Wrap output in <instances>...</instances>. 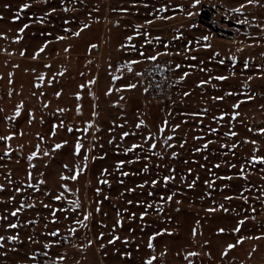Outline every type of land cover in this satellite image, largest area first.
<instances>
[{
  "label": "rangeland",
  "instance_id": "1",
  "mask_svg": "<svg viewBox=\"0 0 264 264\" xmlns=\"http://www.w3.org/2000/svg\"><path fill=\"white\" fill-rule=\"evenodd\" d=\"M192 3L0 0V264H264V0Z\"/></svg>",
  "mask_w": 264,
  "mask_h": 264
},
{
  "label": "snow or ice",
  "instance_id": "2",
  "mask_svg": "<svg viewBox=\"0 0 264 264\" xmlns=\"http://www.w3.org/2000/svg\"><path fill=\"white\" fill-rule=\"evenodd\" d=\"M247 2L249 3V4H251V3H253L254 2V0H247ZM200 4V0H193V3H192V7L193 8H195L196 6H198ZM30 7V5L29 4H23L22 5V8L23 9H27V8H29ZM245 7V5H243V4H241L240 5V7L239 8H235V9H233L232 11H234V12H240L241 11V9H243ZM55 9H53V11H54ZM65 11H67V9H65ZM161 11H164V9H161ZM194 13H192V12H189L188 13V15L189 16H192ZM247 21H237V23H246ZM65 23H68V21H65ZM148 23H151V21H148ZM28 27V25L27 24H25L24 25V28H27ZM88 27V25H84V28H87ZM24 28H21L20 29V31L21 32H23L24 31ZM83 29H81V31H82ZM138 35H139V33H137ZM73 35H76V36H78V35H80V32H75V33H73ZM145 35H147V33H145ZM58 39H65V37H58ZM128 40H131L132 39V37L131 36H129L128 38H127ZM156 39H157V41H159V37H156ZM204 40H207L208 39V37L207 36H205L204 38H203ZM146 43H151V41L149 40V41H146ZM45 47H46V45H45ZM97 47V45H95V44H93V45H91V48H93V49H95ZM205 47H208V45H205ZM134 50L135 51H137L138 53H139V56L140 57H142V58H146V59H148V60H150V61H155L156 59H157V57L159 56V55H161V53H156V55H151V56H146V54L143 52V51H140L139 49H135L134 48ZM44 51V48L42 47V48H40L39 49V52H43ZM65 51H68V49H65ZM39 53H37V55H38ZM21 55H23V53H21ZM35 58V57H34ZM193 59H195V57H193ZM141 61L140 60H129V61H127L126 62V64L125 65H122V67H126L127 68V71L129 72V73H131V72H133V65H136V64H139ZM221 63H223V61H221ZM248 65H247V63H245V67H247ZM110 67H111V65H110ZM177 68H179V65H177L176 66ZM117 71H119V69H117ZM60 75H63V72H61L60 73ZM136 75L137 76H139L140 75V73H136ZM185 76H187L188 75V73H185L184 74ZM40 80H43L44 79V77L43 76H40V78H39ZM112 79L113 80H118V79H120V77L119 76H113L112 77ZM181 79H183V77H181ZM216 79H219V80H224V79H226V77H223V76H218V77H216ZM11 82V81H10ZM88 83L89 84H93V83H95V81L94 80H90V81H88ZM201 83H204V81H202ZM137 85L136 84H132V83H129V84H127L125 87L127 88V89H133V88H135ZM84 87V85H81V88H83ZM113 91V89L112 88H109V90H108V93H106V94H110L111 92ZM117 91H119V89H117ZM145 91H147V89H145ZM60 95V93H57V96H59ZM185 95H188V93H185ZM77 99H80V96H79V94H77ZM234 107H238V105H234ZM60 111H64L63 109H60ZM77 112H78V114H79V105L77 106ZM16 116H19L20 115V106H17V108H16ZM96 115V113L95 112H93V116H95ZM14 117H9L8 119H13ZM144 124V121L143 120H141L139 123H137L136 124V127L137 128H140L141 127V125H143ZM164 124L166 125L167 124V121H165L164 122ZM61 127L63 126V123H61V125H60ZM92 125L91 124H89L88 125V127H91ZM55 125L53 126V129H55ZM121 127H123V126H121ZM177 127H178V125H177ZM68 131L69 132H71V131H73V129L71 128V127H69L68 128ZM84 131H87V128H85L84 129ZM160 131L161 132H163L164 131V128L163 127H161V129H160ZM262 133H264V129H261L260 130ZM53 135H55V131H53ZM129 135V133L128 132H124L123 133V136H128ZM232 135H235V133H232ZM12 139V136L11 135H9V136H2V137H0V140H11ZM42 139V138H41ZM146 140H148V141H151V136H149V137H147V138H145ZM172 139V137H168L167 138V140H171ZM65 143H67L66 141H65ZM109 143H111V141H109ZM166 143H167V141H166ZM253 143H255V141H253ZM156 143H154V142H152L151 144H150V149H149V151H151V149H155L156 148ZM168 147H171V145L169 144V145H167ZM38 148H39V146H37ZM62 147V145L61 144H57V145H55V148L56 149H59V148H61ZM142 147V145L141 144H133L132 146H131V148H128V149H126V151L127 152H131V151H133L134 149H137V148H141ZM205 147H207V145H205ZM81 148H82V144L79 142V140L77 141V143H76V146H75V154L76 155H79L80 154V150H81ZM154 155L156 154V153H153ZM37 155V152H33L32 153V156L34 157V156H36ZM45 155H47V153L45 152ZM173 155H175V153H173ZM146 158V157H145ZM30 159H31V157H30ZM253 159L255 160V159H259L260 160V162H262V163H264V157H253ZM85 160H87V157H85ZM133 161H129V163H132ZM124 164V161H120L118 164H117V168L119 169L122 165ZM65 167H67V166H65ZM87 167V165L85 164V168ZM217 167H219V165H217ZM147 169V165H145V170ZM107 170H105V172H106ZM79 172H80V170L78 169L76 172H75V174H73V175H71V176H69V177H62V179H72V180H76L77 179V177H78V175H79ZM123 175H128V173H123ZM166 181L168 180V179H170V177H165L164 178ZM228 179H230V177H228ZM41 183H43V181H41ZM101 183H107V181H101ZM157 183V181H155V180H153L152 181V184L153 185H155ZM65 187V189L67 190V186L65 185L64 186ZM140 187H143V185H140ZM2 188H3V186L2 185H0V190H2ZM16 191H20V189H16ZM98 192H99V189L97 190ZM149 195H151V193H149ZM62 196H63V193H61V195H58V196H56L55 197V199L56 200H60L61 198H62ZM163 199V198H162ZM167 199L170 201L171 199H172V197L171 196H169V197H167ZM227 199H231L230 197H228ZM72 203V205H73V208H72V211H75L76 209H78L79 207H80V203H79V200H74V201H72L71 202ZM129 203H131V201H129ZM28 207H33V205H28ZM45 207H48L47 205H45ZM150 207V206H149ZM18 211H20V209H17L16 211H13L12 213H11V215L12 216H16L17 215V212ZM60 211H64V209H60ZM225 211H227V209H225ZM89 213H85L84 214V219H83V221L82 220H80V219H76L73 223L74 224H76V225H80V226H82V227H86L87 225L84 223V221H87L88 220V218H89ZM143 215L144 214H142V218H143ZM53 216H55V212H53ZM68 217H65V219H67ZM0 219H6V217H2V218H0ZM117 223H119V221H117ZM240 224H243L244 223V221H240L239 222ZM8 227L9 228H17L18 227V225L17 224H8ZM240 229H239V226L235 229V231H239ZM220 231L221 232H223V229H220ZM69 232L70 233H72V234H75L76 232H77V228H75V227H71V228H69ZM59 234V229H57L56 231H53V232H51V233H49V235H51V236H53V237H55V236H57ZM101 235H103V234H101ZM157 235H159V233H157ZM193 235H195V230H193ZM5 238L3 237V236H0V240H4ZM9 239H12V240H15V239H17V237H9ZM114 239H117V238H114ZM152 239H154V237H152V238H150L149 239V243H148V247L149 248H152L153 247V245H152ZM114 241L113 240H110L109 241V243H113ZM89 243H91V242H89ZM237 244H239V243H241V241L240 240H237V242H236ZM51 245L50 244H45L44 245V247L45 248H49ZM101 247H103V245L101 246ZM235 247V245H233V244H229V245H227V248L224 250V252L222 253V255H227L228 254V251L229 250H231L232 248H234ZM45 255H47V253H45ZM189 255H197V253H189ZM34 258V257H33ZM59 260H63L64 259V257L63 256H61V257H59L58 258ZM155 259V257H152L151 259H149L148 261H146V264H152V261Z\"/></svg>",
  "mask_w": 264,
  "mask_h": 264
},
{
  "label": "trees",
  "instance_id": "3",
  "mask_svg": "<svg viewBox=\"0 0 264 264\" xmlns=\"http://www.w3.org/2000/svg\"><path fill=\"white\" fill-rule=\"evenodd\" d=\"M214 13V10L209 7H202L199 12V19L202 23H209L210 19L212 18V15Z\"/></svg>",
  "mask_w": 264,
  "mask_h": 264
}]
</instances>
